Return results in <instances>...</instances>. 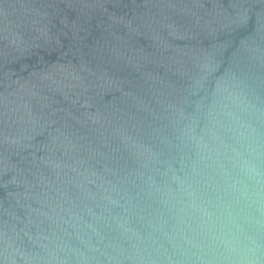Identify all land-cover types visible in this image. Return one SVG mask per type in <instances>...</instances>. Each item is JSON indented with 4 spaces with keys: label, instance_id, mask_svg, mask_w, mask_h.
<instances>
[{
    "label": "water",
    "instance_id": "water-1",
    "mask_svg": "<svg viewBox=\"0 0 264 264\" xmlns=\"http://www.w3.org/2000/svg\"><path fill=\"white\" fill-rule=\"evenodd\" d=\"M0 264H264V0H0Z\"/></svg>",
    "mask_w": 264,
    "mask_h": 264
}]
</instances>
